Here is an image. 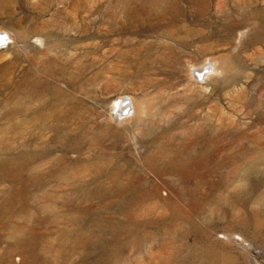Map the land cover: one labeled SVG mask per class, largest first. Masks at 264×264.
<instances>
[{
	"label": "rangeland",
	"instance_id": "1",
	"mask_svg": "<svg viewBox=\"0 0 264 264\" xmlns=\"http://www.w3.org/2000/svg\"><path fill=\"white\" fill-rule=\"evenodd\" d=\"M0 32V264H264V0H0Z\"/></svg>",
	"mask_w": 264,
	"mask_h": 264
},
{
	"label": "bare ground",
	"instance_id": "2",
	"mask_svg": "<svg viewBox=\"0 0 264 264\" xmlns=\"http://www.w3.org/2000/svg\"><path fill=\"white\" fill-rule=\"evenodd\" d=\"M1 33V32H0ZM0 37H4L2 40H0V45H2L5 41H7V38L9 37L8 35H2V34H0ZM6 43V42H5ZM206 62V61H205ZM233 63V62H232ZM220 65V64H219ZM207 66H209V65H207ZM195 67H197V66H195ZM201 67V66H200ZM193 68H194V66H193ZM210 68H211V70H216L217 69V64H216V62H213V63H211V66H210ZM201 69V68H200ZM210 70V71H211ZM190 71V70H189ZM198 71V70H197ZM201 71V70H200ZM200 71H198L199 72V75L203 72V71H205V70H203L202 72H200ZM207 71V70H206ZM202 75V74H201ZM207 78V77H206ZM133 99V98H132ZM125 101V100H124ZM133 101H134V99H133ZM132 101V103L130 104V105H128V103L126 102V103H123L122 102V100L120 101V100H118L117 102H116V104L115 103H113V105L115 104V108H116V110L118 109V111H120L121 113H123V112H125V111H127L128 110V108H126V107H129L130 109H132V111H134V110H136V105H135V102H133ZM112 107H114V106H112ZM143 107V106H142ZM114 108V109H115ZM112 110V109H111ZM117 111V112H118ZM119 113V112H118ZM126 113V112H125ZM131 114H132V112H131ZM116 115H117V113H116ZM129 116H130V114H129ZM133 117V116H132ZM131 117V118H132ZM126 118H127V116H126ZM124 120H127V119H125L124 118ZM123 121V120H122ZM128 121V120H127Z\"/></svg>",
	"mask_w": 264,
	"mask_h": 264
},
{
	"label": "snow or ice",
	"instance_id": "3",
	"mask_svg": "<svg viewBox=\"0 0 264 264\" xmlns=\"http://www.w3.org/2000/svg\"><path fill=\"white\" fill-rule=\"evenodd\" d=\"M4 37H0V40H2Z\"/></svg>",
	"mask_w": 264,
	"mask_h": 264
},
{
	"label": "water",
	"instance_id": "4",
	"mask_svg": "<svg viewBox=\"0 0 264 264\" xmlns=\"http://www.w3.org/2000/svg\"><path fill=\"white\" fill-rule=\"evenodd\" d=\"M0 34H1V33H0ZM3 34H5V33H3ZM3 34H2V35H3Z\"/></svg>",
	"mask_w": 264,
	"mask_h": 264
}]
</instances>
